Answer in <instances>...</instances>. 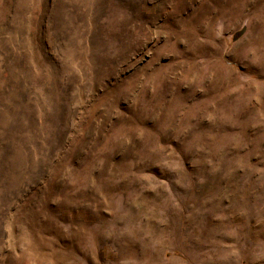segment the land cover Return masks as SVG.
<instances>
[{
    "label": "rangeland",
    "instance_id": "rangeland-1",
    "mask_svg": "<svg viewBox=\"0 0 264 264\" xmlns=\"http://www.w3.org/2000/svg\"><path fill=\"white\" fill-rule=\"evenodd\" d=\"M0 264H264V0H0Z\"/></svg>",
    "mask_w": 264,
    "mask_h": 264
}]
</instances>
